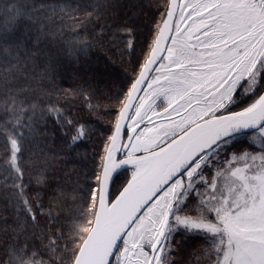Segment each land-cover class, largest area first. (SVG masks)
I'll return each mask as SVG.
<instances>
[{
  "label": "snow or ice",
  "instance_id": "obj_1",
  "mask_svg": "<svg viewBox=\"0 0 264 264\" xmlns=\"http://www.w3.org/2000/svg\"><path fill=\"white\" fill-rule=\"evenodd\" d=\"M65 24L83 31L64 39ZM105 47L134 75L104 93L109 127L89 160L88 124L11 78L33 57L52 77ZM0 64V199L13 217L0 264H186L197 242L193 264H264V0H0ZM89 71L68 92L92 111L102 72Z\"/></svg>",
  "mask_w": 264,
  "mask_h": 264
},
{
  "label": "trees",
  "instance_id": "obj_2",
  "mask_svg": "<svg viewBox=\"0 0 264 264\" xmlns=\"http://www.w3.org/2000/svg\"><path fill=\"white\" fill-rule=\"evenodd\" d=\"M47 2L63 3L65 0H47ZM70 2L73 6H76V4L86 5L89 2H95V0H70ZM153 11L151 9L147 10L142 20L149 19ZM79 14L82 15V13ZM59 18L60 14L58 13L56 20H59ZM53 26L60 27L58 24H54ZM63 28L65 32L64 39H71L74 32L83 31L82 27L75 26L73 28L69 24L63 25ZM56 51L58 49H49L50 54ZM108 57L115 63L108 64V68L104 69L103 64L108 63ZM128 60L129 57L127 55L121 57L119 51H109L108 47H105L103 50L93 48L91 54L83 59L78 67L67 60H61L57 65V74L49 77L45 72L47 60L42 57H33L29 61L27 69L20 71L14 70L11 81L22 90V95L38 104L41 108L49 103L58 102L59 106L64 108L69 116L75 117L81 123H87L91 129L90 135L79 150L85 152L90 160L92 156L102 152L104 133L109 127L108 121L110 116L105 113L104 108L110 104V101L105 99L104 93H110L114 96L116 91L124 86L121 81L124 78L125 72L129 75H134ZM6 67L8 66L0 64V73H3ZM90 67L93 71L99 70L102 72V76L92 85V89L96 91V97L92 103L94 105L100 104L101 107L100 109L94 108L92 111H89V108L79 96H73L68 92V90L76 88L92 76V71H89ZM76 74H79L80 79L75 78ZM0 91H2V85H0ZM61 93L64 94L61 95ZM49 127H51V121H49ZM33 151L36 152L38 149H33ZM33 159L38 160V164H43L46 158L33 156ZM29 167L30 171L25 172V182L39 170L38 167ZM60 167L61 165L57 164L55 173L57 179L59 178ZM48 191L49 189H45L46 193ZM44 202L46 204L48 202L47 195L45 196ZM68 214V212H64L61 215L66 216ZM4 218L12 220L13 217L11 216V209L0 199V234L3 233L5 227L3 223ZM3 242V239L0 238V249L3 247ZM199 246L200 242H197L195 247H188L184 250L187 256L182 259L185 260L186 264H193ZM3 258L2 253H0V259Z\"/></svg>",
  "mask_w": 264,
  "mask_h": 264
},
{
  "label": "rangeland",
  "instance_id": "obj_3",
  "mask_svg": "<svg viewBox=\"0 0 264 264\" xmlns=\"http://www.w3.org/2000/svg\"><path fill=\"white\" fill-rule=\"evenodd\" d=\"M243 147L245 149H247L248 151H254V149L248 148V145L247 144L243 145ZM186 256L187 255H186L185 251H183L180 258H186Z\"/></svg>",
  "mask_w": 264,
  "mask_h": 264
},
{
  "label": "water",
  "instance_id": "obj_4",
  "mask_svg": "<svg viewBox=\"0 0 264 264\" xmlns=\"http://www.w3.org/2000/svg\"><path fill=\"white\" fill-rule=\"evenodd\" d=\"M141 127H143V125H141Z\"/></svg>",
  "mask_w": 264,
  "mask_h": 264
}]
</instances>
